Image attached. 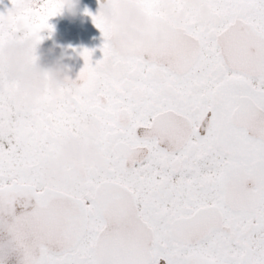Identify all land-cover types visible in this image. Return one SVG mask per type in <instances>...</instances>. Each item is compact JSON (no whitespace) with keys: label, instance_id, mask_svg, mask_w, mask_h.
<instances>
[{"label":"snow or ice","instance_id":"1","mask_svg":"<svg viewBox=\"0 0 264 264\" xmlns=\"http://www.w3.org/2000/svg\"><path fill=\"white\" fill-rule=\"evenodd\" d=\"M157 2L145 0L154 15ZM209 7L128 56L90 13L102 58L84 48L73 85L25 106L0 74V116L17 121L0 134V264H264V0ZM59 10L34 0L23 22L43 39ZM17 22L0 12V37ZM83 112L102 120L103 157L79 187L49 186L42 163Z\"/></svg>","mask_w":264,"mask_h":264},{"label":"clouds","instance_id":"2","mask_svg":"<svg viewBox=\"0 0 264 264\" xmlns=\"http://www.w3.org/2000/svg\"><path fill=\"white\" fill-rule=\"evenodd\" d=\"M60 13L76 16L80 0H58ZM34 0H16L10 7L18 18L11 34L0 37V74L8 78L13 99L25 106L48 93H62L75 83L69 75V54L61 52L44 62L42 39L28 28L22 14ZM154 15L145 0H99L97 14L111 26V46L120 56L130 55L138 46L158 48L185 27L188 16L210 12L209 0H158ZM13 113L0 116V134L10 135L16 128ZM103 127L99 115L83 112L77 123L58 138L56 150L42 163V178L49 186L71 190L84 182L79 170L94 165L103 157L97 136Z\"/></svg>","mask_w":264,"mask_h":264},{"label":"flooded vegetation","instance_id":"3","mask_svg":"<svg viewBox=\"0 0 264 264\" xmlns=\"http://www.w3.org/2000/svg\"><path fill=\"white\" fill-rule=\"evenodd\" d=\"M12 6V0H0V12H7ZM99 0H80L81 11L76 16H70L66 12H58L49 18L53 29H43V39L40 43V50L44 54V62L51 61L55 55L66 52L69 54L68 63L71 65L70 77L75 79L84 65V58L81 52L84 48L93 49V60L102 58L101 45L105 37L99 27L95 24L90 13H97ZM87 10V11H86ZM138 134L143 129H138ZM160 264H166L161 259Z\"/></svg>","mask_w":264,"mask_h":264},{"label":"water","instance_id":"4","mask_svg":"<svg viewBox=\"0 0 264 264\" xmlns=\"http://www.w3.org/2000/svg\"><path fill=\"white\" fill-rule=\"evenodd\" d=\"M32 205H28V210H31ZM24 205L23 204H17L16 205V212L19 213L21 211H24ZM7 234L0 232V241H6L7 240ZM19 257L16 253H12L7 256L6 258V264H18Z\"/></svg>","mask_w":264,"mask_h":264}]
</instances>
